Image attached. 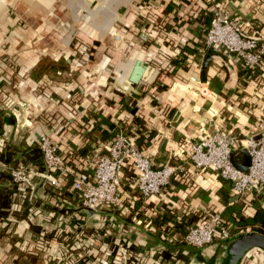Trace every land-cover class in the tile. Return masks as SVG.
Here are the masks:
<instances>
[{"label":"crops","instance_id":"obj_1","mask_svg":"<svg viewBox=\"0 0 264 264\" xmlns=\"http://www.w3.org/2000/svg\"><path fill=\"white\" fill-rule=\"evenodd\" d=\"M216 4L264 41V0H0V264H225L226 241L193 247L162 228L219 212L233 228L258 231L237 220L264 198L243 200L187 158L191 143L232 132L242 160L241 143L264 120V58L249 69L201 50ZM120 129L154 168L184 164L147 201L129 165L117 176L120 203L93 211L70 182L14 184L5 170L29 158L43 134L86 169V156L106 155ZM39 161L27 163L42 170ZM261 261L264 252L251 248L237 264Z\"/></svg>","mask_w":264,"mask_h":264},{"label":"built area","instance_id":"obj_2","mask_svg":"<svg viewBox=\"0 0 264 264\" xmlns=\"http://www.w3.org/2000/svg\"><path fill=\"white\" fill-rule=\"evenodd\" d=\"M222 50L238 61L241 67L257 69L264 58V41L244 35L239 18L217 4L206 26L201 50ZM242 142V141H240ZM237 139L232 132L214 133L190 144L188 160L199 169H212L231 184L232 191L247 201L252 193L264 198V120L241 143L247 149L250 163L246 171L236 168L231 156H236ZM38 148L42 156V170L31 164L18 162L7 166L6 171L14 184L32 186L34 177L52 187L70 182V187L82 208L96 210L104 206L118 205L121 201L117 176L126 165L132 167V181L141 199L147 201L159 194L171 179L184 171L183 162L170 163L154 168L151 158L144 154L125 131L118 130L107 142L106 155L90 160L89 167L76 170L59 151V145L47 134L41 135ZM235 159L238 162L237 157ZM163 227V236L178 238L186 245L202 247L214 239L227 241L251 228H233L219 212H214L200 223L180 228L174 219ZM161 226V225H160ZM166 228V229H165ZM161 230V231H162ZM255 231V229H253Z\"/></svg>","mask_w":264,"mask_h":264},{"label":"water","instance_id":"obj_3","mask_svg":"<svg viewBox=\"0 0 264 264\" xmlns=\"http://www.w3.org/2000/svg\"><path fill=\"white\" fill-rule=\"evenodd\" d=\"M241 153V162H238L234 156H231V161L236 168L246 171L250 163V156L245 148L241 149ZM226 243L227 264H237L251 248H258L264 252V234L258 231L243 232L228 239Z\"/></svg>","mask_w":264,"mask_h":264},{"label":"trees","instance_id":"obj_4","mask_svg":"<svg viewBox=\"0 0 264 264\" xmlns=\"http://www.w3.org/2000/svg\"><path fill=\"white\" fill-rule=\"evenodd\" d=\"M5 156H6L5 157L6 161L8 163L11 162V154L6 153ZM29 159L31 161H36V160H40V159L42 160V156H41V152H40L39 148L32 150V153L29 156V158H27L25 156L22 157L20 162L27 163V160H29ZM41 162L39 161V163H41ZM237 223L242 227H244L245 225H256L257 230L264 234V206L258 207L254 211V213L251 215H246V216L240 217L239 220H237ZM225 264H227V259L225 261Z\"/></svg>","mask_w":264,"mask_h":264},{"label":"rangeland","instance_id":"obj_5","mask_svg":"<svg viewBox=\"0 0 264 264\" xmlns=\"http://www.w3.org/2000/svg\"><path fill=\"white\" fill-rule=\"evenodd\" d=\"M263 261H261V264H264V262L262 263Z\"/></svg>","mask_w":264,"mask_h":264}]
</instances>
